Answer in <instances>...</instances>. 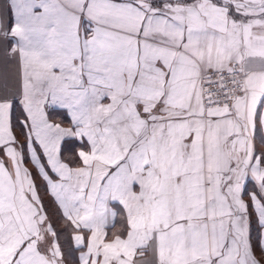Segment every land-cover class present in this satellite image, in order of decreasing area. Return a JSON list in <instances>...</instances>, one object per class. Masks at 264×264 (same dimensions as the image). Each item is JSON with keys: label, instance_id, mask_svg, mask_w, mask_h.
Here are the masks:
<instances>
[{"label": "snow or ice", "instance_id": "1", "mask_svg": "<svg viewBox=\"0 0 264 264\" xmlns=\"http://www.w3.org/2000/svg\"><path fill=\"white\" fill-rule=\"evenodd\" d=\"M0 61V264H264V0H0Z\"/></svg>", "mask_w": 264, "mask_h": 264}, {"label": "crops", "instance_id": "2", "mask_svg": "<svg viewBox=\"0 0 264 264\" xmlns=\"http://www.w3.org/2000/svg\"><path fill=\"white\" fill-rule=\"evenodd\" d=\"M11 67L6 65L4 62L0 61V82H3L6 78L10 77L11 75ZM10 155H12L10 151ZM19 156L18 154L14 155L13 157V162L15 163L18 161ZM3 177L7 180L8 179V172L7 171H2ZM6 188L10 191V182L9 185H6ZM21 199H23L21 197ZM119 223V221H118ZM105 248L110 252V253H119L121 251H125L123 247H121L119 244H112L111 243V237L109 238V242L105 244ZM57 255H59V251H57ZM130 255V253H129Z\"/></svg>", "mask_w": 264, "mask_h": 264}, {"label": "trees", "instance_id": "3", "mask_svg": "<svg viewBox=\"0 0 264 264\" xmlns=\"http://www.w3.org/2000/svg\"><path fill=\"white\" fill-rule=\"evenodd\" d=\"M63 239V238H62Z\"/></svg>", "mask_w": 264, "mask_h": 264}]
</instances>
